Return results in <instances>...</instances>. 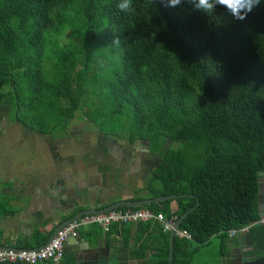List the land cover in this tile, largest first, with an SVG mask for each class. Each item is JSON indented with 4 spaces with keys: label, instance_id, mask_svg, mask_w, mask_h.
<instances>
[{
    "label": "trees",
    "instance_id": "obj_1",
    "mask_svg": "<svg viewBox=\"0 0 264 264\" xmlns=\"http://www.w3.org/2000/svg\"><path fill=\"white\" fill-rule=\"evenodd\" d=\"M117 3L0 0L1 100L41 133L66 134L84 110L101 135L147 142L159 161L131 199L193 194L143 206L176 220L199 202L180 224L190 238L173 239V264H190L211 237L224 239L244 225L261 229L253 237L264 244L257 224L264 0L243 20L223 6L205 13L188 0L176 7L132 0V13ZM135 224L148 237L128 256L168 264L169 232L157 221ZM127 225L111 224L107 245L117 247ZM90 226L102 235L100 226ZM147 250L156 254L147 257ZM114 256L126 264L120 248Z\"/></svg>",
    "mask_w": 264,
    "mask_h": 264
},
{
    "label": "crops",
    "instance_id": "obj_2",
    "mask_svg": "<svg viewBox=\"0 0 264 264\" xmlns=\"http://www.w3.org/2000/svg\"><path fill=\"white\" fill-rule=\"evenodd\" d=\"M72 121L66 134L41 133L27 128L17 119L10 100H0L1 245L40 247L79 211L103 209L122 199L133 200L131 198L147 184L159 159L144 149V141L134 144L121 143L114 138L105 141V136L95 128L96 133L92 135L81 133L75 127L70 129ZM259 182L264 192V171L259 174ZM172 207L175 208V204ZM135 223H128L115 248L107 245L103 229L102 235L98 236L92 226L81 228L77 235L80 239L70 237L66 242L63 263L76 264V257L87 244L90 247L101 244L109 248L110 264H119L114 256L117 248L122 256H126V264H141L142 258L128 256L139 253V244L148 237L147 233L141 236V228ZM257 224L263 226L264 232V225ZM250 226L240 233H249L256 241L253 235L261 229L251 231ZM240 233L233 237L227 235L224 239L217 235L211 237L196 249L190 264L196 253L216 239L217 257L204 259L202 264H233L230 251L236 246ZM155 254L154 250L146 251L147 257Z\"/></svg>",
    "mask_w": 264,
    "mask_h": 264
},
{
    "label": "built area",
    "instance_id": "obj_3",
    "mask_svg": "<svg viewBox=\"0 0 264 264\" xmlns=\"http://www.w3.org/2000/svg\"><path fill=\"white\" fill-rule=\"evenodd\" d=\"M137 221H157L165 231L173 229L176 218L165 217L162 213H154L145 207L116 208L104 213H86L79 218L72 220L61 227L52 237L49 243L37 249L0 247V261L20 262L23 264H36L49 262L50 264H64V247L70 237H76L79 230L90 225H98L107 231L113 223H129ZM257 223L264 225V216H261ZM250 225L232 228L227 231L229 237L244 232ZM180 237L190 238L186 230L176 231Z\"/></svg>",
    "mask_w": 264,
    "mask_h": 264
},
{
    "label": "water",
    "instance_id": "obj_4",
    "mask_svg": "<svg viewBox=\"0 0 264 264\" xmlns=\"http://www.w3.org/2000/svg\"><path fill=\"white\" fill-rule=\"evenodd\" d=\"M0 100H1V94H0ZM144 146H145L144 149L146 151H149V145L147 142H144ZM183 196H194V195L183 193V194L161 195V196L145 198L140 200L122 199L109 204L107 207H104L103 209H95V208L83 209L79 211L77 214H75L74 217L67 219L64 225H66L67 223L71 222L76 218L81 217L86 213H90V214L104 213L120 207H142L151 203L176 199L178 197H183ZM198 203L199 202L197 201L196 205H194L193 207L182 213L175 221L173 229H171L169 232L168 264H173V243H174L173 239L177 234L176 231L180 228V224L183 221V219L188 215V213L191 210H193L198 205ZM257 210L260 217L264 216V192L262 190V185L260 182L258 183V189H257ZM61 227L56 229L53 236ZM52 237H50V239L40 247L27 248V249L41 248L45 246L47 243H49ZM73 238L78 240L80 239V236H76ZM0 247H11V246L0 244ZM230 253L234 258L233 264H264V247L262 246V244L258 243L257 241H254L249 233H240L238 235L237 244L235 247L231 248ZM0 264H23V263L0 261ZM76 264H110L109 248L103 247L101 244H97L95 247H90L87 244V247L83 248L81 252H79V256L76 257Z\"/></svg>",
    "mask_w": 264,
    "mask_h": 264
},
{
    "label": "clouds",
    "instance_id": "obj_5",
    "mask_svg": "<svg viewBox=\"0 0 264 264\" xmlns=\"http://www.w3.org/2000/svg\"><path fill=\"white\" fill-rule=\"evenodd\" d=\"M182 0H160L165 7H176ZM196 9L205 13L213 12L217 6L225 7L236 19L243 20L256 7L260 0H188ZM117 8L121 12L132 13L135 9L132 0H118ZM113 44H119V37L114 36Z\"/></svg>",
    "mask_w": 264,
    "mask_h": 264
},
{
    "label": "rangeland",
    "instance_id": "obj_6",
    "mask_svg": "<svg viewBox=\"0 0 264 264\" xmlns=\"http://www.w3.org/2000/svg\"><path fill=\"white\" fill-rule=\"evenodd\" d=\"M71 127H75L80 129L81 133H87L91 134L96 133L93 125L89 124L84 116V110L81 112L76 113L75 118L73 119L72 123L70 124ZM112 139V138H111ZM117 141H120L121 143L126 142L124 138H114ZM217 239L213 240L211 244H209L207 247L200 250L199 253H196L194 255V259L192 264H202L204 259H215L217 257Z\"/></svg>",
    "mask_w": 264,
    "mask_h": 264
},
{
    "label": "flooded vegetation",
    "instance_id": "obj_7",
    "mask_svg": "<svg viewBox=\"0 0 264 264\" xmlns=\"http://www.w3.org/2000/svg\"><path fill=\"white\" fill-rule=\"evenodd\" d=\"M74 118H75V117H74ZM74 118H73V119H74ZM76 130H77V129H76ZM76 130H73V131H76ZM101 136H102V135H101ZM108 138H109V137H106V136H105L104 140H105V141H106V140L108 141ZM109 139H110V138H109ZM140 141H141V140H140ZM107 143H108V142H107ZM107 145H108V147L111 146L110 144H107ZM144 154H145V153H144ZM150 155H151V154H150ZM150 155H149V156H150Z\"/></svg>",
    "mask_w": 264,
    "mask_h": 264
}]
</instances>
